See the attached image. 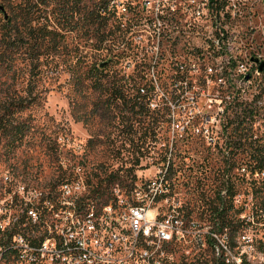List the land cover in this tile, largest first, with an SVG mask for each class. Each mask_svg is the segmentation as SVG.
<instances>
[{"label":"rangeland","instance_id":"rangeland-1","mask_svg":"<svg viewBox=\"0 0 264 264\" xmlns=\"http://www.w3.org/2000/svg\"><path fill=\"white\" fill-rule=\"evenodd\" d=\"M100 1L0 0V41L10 19L18 45H0V110L29 89L37 97L18 115L21 143L0 141V174L59 197L62 184L82 181L91 191L115 172L123 184L112 195L120 190L131 203L134 188L168 168L170 203L211 226L222 192L246 191L242 169L256 165L253 146L264 145V73L250 61H264V0H118L114 8L109 0L104 20ZM63 2L81 10L68 28L55 22ZM24 9L28 20L17 22ZM138 80L148 84L149 108L133 103ZM118 86L122 94L109 90ZM159 206L168 212L163 199ZM174 249L180 264H208L186 244Z\"/></svg>","mask_w":264,"mask_h":264},{"label":"built area","instance_id":"built-area-1","mask_svg":"<svg viewBox=\"0 0 264 264\" xmlns=\"http://www.w3.org/2000/svg\"><path fill=\"white\" fill-rule=\"evenodd\" d=\"M120 11L127 12L123 4ZM167 171L147 188H134L131 203L115 190L105 205L89 198L82 181L62 184L58 197L0 174V264H180L174 248L182 244L189 246L188 256L208 264H264V165L242 169L245 192H222L225 201L234 194L228 221L238 228L235 238L231 225L221 232L216 213L207 226L170 203L163 190ZM160 199L168 208L162 216ZM74 211H84L85 219H73ZM58 225L61 233L54 235ZM211 250H220L219 260H211Z\"/></svg>","mask_w":264,"mask_h":264},{"label":"trees","instance_id":"trees-1","mask_svg":"<svg viewBox=\"0 0 264 264\" xmlns=\"http://www.w3.org/2000/svg\"><path fill=\"white\" fill-rule=\"evenodd\" d=\"M100 4H103V10L102 13H104V17L103 20L106 18L105 16L107 14H111V10L110 9V4L111 1L109 0H101L99 2ZM80 6H78V9H74L73 7H70V2L65 3L63 2L62 5L59 7V10L56 14V20L55 21L57 23V25H62L64 26L63 28H68L70 27V23H72V19L75 18L76 14L80 13ZM53 14V12H52ZM30 16V11L29 9H24L22 14H18L16 15L15 19L17 22L19 21H27L28 18ZM70 16H71V21H70ZM4 19H7V17L5 16ZM17 23L12 24V20H7L5 22V25L2 27L3 29V34H2V39L0 41V45L3 47H8L10 46V44H13L12 48H17L18 45L15 43H10L11 41V35L13 33V27L16 26ZM14 34H17L16 30H14ZM49 34V33H48ZM47 34L48 37H51L50 33L49 35ZM16 36V35H15ZM43 38L46 37V35L44 34L42 36ZM98 75H102L104 72V69H96ZM185 79V78H184ZM182 79V80H184ZM148 84L144 83V81L142 80H138L136 81L134 87L136 88V95L134 96V99L138 100L137 101H133V103L138 106L140 109L145 108H149L148 106L150 105V100L147 101L146 96L148 95V91L145 89L147 88ZM109 90L111 91H120V94L123 93V89L122 87H116L115 89L110 88ZM142 91H144V93L142 94ZM33 92L34 89H29V95L27 97H16V98H10L8 99V101H6L4 103V105L1 106V110H0V141L2 139H9L10 140V144L13 147L18 146L21 141L23 140L24 136H25V127L22 123L18 122L17 118L18 115L20 113H22L23 111H25L26 109H28L30 107L31 104L35 103L37 101V97L33 96ZM112 92V93H113ZM112 96V94H111ZM117 100H122L125 101V98L120 95V96H115ZM112 101L110 99L106 98V101H103L102 104V108H111L112 105ZM254 151L257 154V157L255 156V162L256 165L259 167H262L264 165L263 162V158L262 155L264 153V145H259L256 144ZM139 164H136V166H138ZM121 177H117V173L115 172H111L110 174L106 175L105 178H100L96 184L95 187H93V189L90 191V195L89 198L92 199V201L97 202L98 204H109L111 202V200L113 199V195L111 193V189L114 187V185H116V181H120L119 183L122 185L123 184V180H120ZM134 180H136V177H133ZM234 194L231 193L230 194V199H228V201L225 200H221V204L220 206H218L215 209H212L213 211L211 212V214L216 213V216L218 217V221L220 223V227L219 229L221 230V232H223V230L228 226H232V233H235L238 231V228L235 224H233L231 221H228V211H229V203L231 200V197ZM230 223V224H229ZM212 260H219V258H216L215 256L213 257ZM213 264H218V263H213ZM219 264H225V263H219Z\"/></svg>","mask_w":264,"mask_h":264},{"label":"bare ground","instance_id":"bare-ground-1","mask_svg":"<svg viewBox=\"0 0 264 264\" xmlns=\"http://www.w3.org/2000/svg\"><path fill=\"white\" fill-rule=\"evenodd\" d=\"M73 219H85V212L83 213V211H74ZM214 252L215 257L220 258V250H214Z\"/></svg>","mask_w":264,"mask_h":264},{"label":"water","instance_id":"water-1","mask_svg":"<svg viewBox=\"0 0 264 264\" xmlns=\"http://www.w3.org/2000/svg\"><path fill=\"white\" fill-rule=\"evenodd\" d=\"M0 9L3 11L4 8L0 7ZM7 17V16H6ZM252 63H255L259 67V71L264 73V61H261L258 57H252L250 60Z\"/></svg>","mask_w":264,"mask_h":264}]
</instances>
